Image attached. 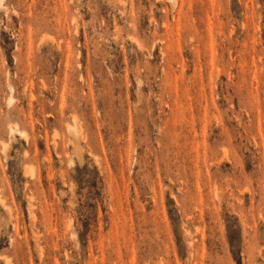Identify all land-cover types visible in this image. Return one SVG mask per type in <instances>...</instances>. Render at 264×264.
<instances>
[{
  "label": "rangeland",
  "instance_id": "1",
  "mask_svg": "<svg viewBox=\"0 0 264 264\" xmlns=\"http://www.w3.org/2000/svg\"><path fill=\"white\" fill-rule=\"evenodd\" d=\"M0 264H264V0H0Z\"/></svg>",
  "mask_w": 264,
  "mask_h": 264
}]
</instances>
